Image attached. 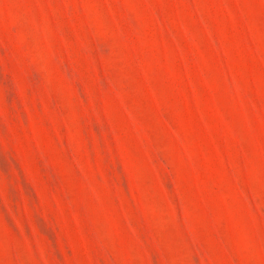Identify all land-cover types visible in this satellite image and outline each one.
<instances>
[{
    "label": "rangeland",
    "instance_id": "obj_1",
    "mask_svg": "<svg viewBox=\"0 0 264 264\" xmlns=\"http://www.w3.org/2000/svg\"><path fill=\"white\" fill-rule=\"evenodd\" d=\"M0 264H264V0H0Z\"/></svg>",
    "mask_w": 264,
    "mask_h": 264
}]
</instances>
